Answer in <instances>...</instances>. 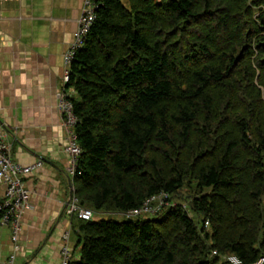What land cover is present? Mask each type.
Masks as SVG:
<instances>
[{
    "label": "trees",
    "instance_id": "trees-1",
    "mask_svg": "<svg viewBox=\"0 0 264 264\" xmlns=\"http://www.w3.org/2000/svg\"><path fill=\"white\" fill-rule=\"evenodd\" d=\"M95 2L68 83L82 147L74 186L95 212L74 216L81 255L71 264L258 262L264 0ZM161 192L172 203L154 215L95 218Z\"/></svg>",
    "mask_w": 264,
    "mask_h": 264
},
{
    "label": "crops",
    "instance_id": "crops-1",
    "mask_svg": "<svg viewBox=\"0 0 264 264\" xmlns=\"http://www.w3.org/2000/svg\"><path fill=\"white\" fill-rule=\"evenodd\" d=\"M82 6L83 0H0V118L8 126L14 161L44 162L25 177L31 201L17 244L12 227L0 222V264H61L67 230L73 259L81 255L78 221L67 213L75 186L57 103L65 88L64 54ZM70 92L75 98L76 90ZM4 190L0 182V201Z\"/></svg>",
    "mask_w": 264,
    "mask_h": 264
},
{
    "label": "built area",
    "instance_id": "built-area-1",
    "mask_svg": "<svg viewBox=\"0 0 264 264\" xmlns=\"http://www.w3.org/2000/svg\"><path fill=\"white\" fill-rule=\"evenodd\" d=\"M97 4L95 0H83L81 15L78 21V29L75 34V39L64 54V90L59 94L57 109L61 115L63 124L67 130V144L65 150L69 155V164L67 166L68 174L73 181L80 157L82 155V147L78 142L76 133V126L78 123V116L75 112V105L70 89L68 87L70 82V75L72 63L78 51L84 46L85 40L90 32L92 25L96 20ZM43 160L40 159L32 164H23L16 162L13 159V142L8 137V126L5 121L0 118V182L5 186L4 195L0 201V222L3 225L12 227V237L17 244L19 233L22 229V217L26 208L30 205L31 191L26 185L25 177L33 173L35 170L43 166ZM170 194L161 192L148 198L141 207L124 213L123 215L131 218L143 215H154L171 205ZM67 213L71 216L77 215L84 220H92L95 212L83 204L73 187V195L67 206ZM210 225L209 221L206 226ZM64 245L62 247V261L61 264H71L73 260L72 249L69 244L70 231H66L63 235ZM17 246V245H16ZM214 253H217L215 251ZM225 259L230 264H246L242 259L236 255L226 256ZM264 258L256 263L262 264ZM12 264V262H10Z\"/></svg>",
    "mask_w": 264,
    "mask_h": 264
},
{
    "label": "rangeland",
    "instance_id": "rangeland-1",
    "mask_svg": "<svg viewBox=\"0 0 264 264\" xmlns=\"http://www.w3.org/2000/svg\"><path fill=\"white\" fill-rule=\"evenodd\" d=\"M124 1H126V0H124ZM186 207L188 208L189 204ZM188 210H189V208H188ZM189 211H190L191 214H193L192 210H189ZM102 217H105V218L113 217V218L118 219V220H122V219L125 218V216L122 215V214H97L95 218L99 219V218H102Z\"/></svg>",
    "mask_w": 264,
    "mask_h": 264
},
{
    "label": "water",
    "instance_id": "water-1",
    "mask_svg": "<svg viewBox=\"0 0 264 264\" xmlns=\"http://www.w3.org/2000/svg\"><path fill=\"white\" fill-rule=\"evenodd\" d=\"M72 181V180H71ZM72 195H73V190L71 191V194H70V200H71V198H72ZM70 200H69V202H70Z\"/></svg>",
    "mask_w": 264,
    "mask_h": 264
}]
</instances>
